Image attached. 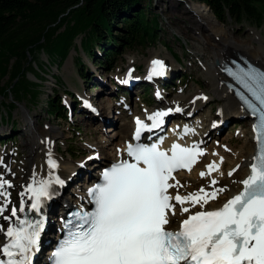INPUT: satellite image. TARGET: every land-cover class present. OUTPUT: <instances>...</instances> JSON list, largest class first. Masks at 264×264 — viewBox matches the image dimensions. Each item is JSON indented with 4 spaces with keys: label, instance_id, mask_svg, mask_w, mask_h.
Masks as SVG:
<instances>
[{
    "label": "snow or ice",
    "instance_id": "obj_1",
    "mask_svg": "<svg viewBox=\"0 0 264 264\" xmlns=\"http://www.w3.org/2000/svg\"><path fill=\"white\" fill-rule=\"evenodd\" d=\"M152 64V75L164 74L163 61L153 60ZM228 71L250 95L251 99L244 92H237L256 119L253 131L257 154L250 165V174L239 181L243 190L222 207L188 215L178 230H171L168 226L170 217L177 214L176 204L181 206L183 215L189 212L183 206L185 203L203 208L226 189L221 187L206 193L201 188L184 196L171 195L169 189L182 186L173 172L190 170L202 153L195 150L196 146L188 148L180 144L172 145L170 155L157 144H128L126 151L134 162L123 160L103 172L102 183L89 190L94 210L78 213L75 221L66 223L67 232L53 253V264H264V71L253 68ZM175 110L181 111L179 107ZM166 115L168 112L150 115L151 127L137 118L134 138L139 141L142 130L159 127ZM50 167L57 165L50 161ZM207 168L210 175L216 170L215 162ZM234 171L228 175L232 176ZM200 175L204 177L206 173ZM55 182L64 183L59 177ZM5 185L12 187L0 176V197L5 198V203L0 205V216L9 220L4 215L11 203ZM49 187V181H40L37 188L29 186L28 191L34 197L33 210L39 211L41 197L51 198ZM24 211L21 203L19 212ZM11 217H17L15 206L11 208ZM18 223L21 227L10 226L6 231L0 226V232L8 238L7 243L0 245V253L7 257L0 259V264H32L34 252L39 251L43 218L18 219Z\"/></svg>",
    "mask_w": 264,
    "mask_h": 264
},
{
    "label": "rangeland",
    "instance_id": "obj_2",
    "mask_svg": "<svg viewBox=\"0 0 264 264\" xmlns=\"http://www.w3.org/2000/svg\"><path fill=\"white\" fill-rule=\"evenodd\" d=\"M150 4L151 7L146 11L147 17L158 16L160 27L156 41L134 50H126L123 54L114 55L109 67L94 63L93 59H88L79 50L85 67L83 68L85 76L83 79L80 77L79 67L75 61L78 53L75 51L70 53L73 49H71L66 60L59 68L56 65H48L47 57L41 54L40 60L47 64V68L44 72L45 74H42L45 77V81L39 90L40 94L36 103L32 104L29 101L18 103L16 108L11 110L12 118L8 119L5 117V123L0 124V165L3 171L5 170L4 173L13 178L19 175L21 162L28 155L26 132L29 128L26 127V123L30 121V123H34L39 128L60 130L62 136H52V133L49 132V137H46V139H51V141L47 140L51 142V149L56 148L63 159L79 166L82 164L81 169L85 172L90 171L96 176L97 170L101 167L100 164L95 167L98 163L96 161L103 163L101 165L104 167L107 165L103 160L104 154L102 151L110 154L109 151L114 149L107 147L109 142L111 143L112 141L110 135L113 132L111 131H121L123 126L130 128L131 116L137 111L141 112L144 110V103L151 104V106L155 105L154 107H156L158 103L155 98L158 95V102L160 101L161 104H164L171 102L175 98H189L197 91L205 93L204 97L207 99L197 100V102L195 100L193 101L194 104L191 102L192 107H190L189 112L185 111V116H189L190 120L192 119L198 124L199 128L201 127L200 130H197L203 133V137L204 132L210 130L207 132L209 136L204 140V145L201 147L202 149L207 148L210 150L212 155L216 154L214 149L222 151L223 160H225L223 174L226 173L227 168L232 167L231 165L227 167L226 162L233 160L231 156L234 152L241 151V148L248 141V132L245 128L246 119L243 116L230 118L226 121L224 128L221 129H218L216 127L218 123L215 124L216 121L214 122L216 118L221 116L219 113V109H221L220 103L207 86L206 77L203 74L205 72L202 66L203 58L194 51L198 39L204 34L208 35L207 30L201 31L204 25L200 22V16L203 12L208 11V8L206 9L205 6L200 5L196 0H152ZM212 16L215 18L213 14ZM222 24L234 38L244 42L252 41L254 45H257L258 42L264 45V25L259 28L250 24L239 26L231 22ZM79 41L80 38L76 40L77 45L80 43ZM158 52L161 60L165 58V61L168 59L173 61V70H171L169 65L168 70H171L169 73L170 78L169 80L167 79L166 83H162L163 86L160 84L162 81L154 82L150 80L153 91L148 97L143 90L144 83L147 82L143 76L148 77V65L146 63L151 56L158 54ZM222 53L224 54L223 49ZM232 55L235 57L234 54ZM212 65L217 69L216 60ZM129 66H133L135 70L131 75L127 74V67ZM125 74L127 75L124 77ZM54 77H59L62 84L57 85ZM130 77L139 80L135 81L136 86L134 89L128 90L127 84L129 85L132 82ZM29 78L34 80L31 74H29ZM102 87H105L106 90H103ZM55 90L61 97H64V92L75 93L76 97L79 95L81 102L88 98V102L95 108L105 109L106 115L104 114V116L107 120L104 123L105 126L101 124L102 122L91 121L89 113H86V115L81 113L83 111L82 106L81 111H76V108L74 110V107L71 109L72 103L64 104L65 107L70 109L68 121L48 119L45 113V105L48 97ZM71 95H67V97L73 99L74 97ZM173 103L175 102L173 101ZM23 109L28 112V120L24 118ZM3 115L5 116L6 113ZM180 119L184 118L180 117ZM171 123H166V125L170 126ZM129 131L128 129L126 134L121 135L126 137ZM40 142L42 143V140ZM116 152L119 154L118 149ZM89 156H99V158L97 160L88 159ZM60 171L62 172L63 170L61 169ZM227 178H230V176L227 175ZM73 181L68 184L63 181L66 183V186H63V188L66 187L64 196L69 195V198H65V201H68L69 204L73 203L79 197L81 190L85 188V185L83 187L85 181L84 173ZM11 195L16 198L18 189L13 187ZM62 203L63 201L58 203V205L61 207ZM53 213L56 212L53 211ZM8 215H10V212H8ZM54 218L56 216L49 218L50 222L48 225H53ZM42 255H44L43 249Z\"/></svg>",
    "mask_w": 264,
    "mask_h": 264
},
{
    "label": "trees",
    "instance_id": "obj_3",
    "mask_svg": "<svg viewBox=\"0 0 264 264\" xmlns=\"http://www.w3.org/2000/svg\"><path fill=\"white\" fill-rule=\"evenodd\" d=\"M151 1L0 0V124L5 117L12 118L11 110L18 103H36L46 65L59 68L71 49L78 53L75 61L83 79L79 50L94 63L109 67L114 55L154 43L160 27L158 16L147 17ZM196 1L209 7L220 24L264 25V0ZM41 54L47 64L40 60ZM54 80L62 84L59 77ZM143 90L150 97L152 88L145 85ZM45 113L48 119L68 121L69 111L56 90L46 101Z\"/></svg>",
    "mask_w": 264,
    "mask_h": 264
},
{
    "label": "bare ground",
    "instance_id": "obj_4",
    "mask_svg": "<svg viewBox=\"0 0 264 264\" xmlns=\"http://www.w3.org/2000/svg\"><path fill=\"white\" fill-rule=\"evenodd\" d=\"M200 22L204 25V28L201 31L207 30L208 35L204 34L205 36L203 35L198 39L194 51L202 56L203 58L202 66L205 70L203 74L206 77L205 79L207 81V86L208 88H210L211 93H213L218 98L220 103L221 109H219L220 111L219 113L221 114V116H219L218 118H216V120H214V122L216 121L215 124L218 123L216 127L218 129L224 128L226 121L229 120L230 118L243 116L246 119L245 128L248 132V136H247L248 141L241 148L240 152H234V154L231 156L233 160L229 161L228 163L226 162L227 167L230 165L232 167L227 168L225 174H223L224 172L223 169L225 168V160L223 159L221 160V158H223L222 151L218 149H214L216 150V154L212 155L210 150L204 148L200 151V153L202 154L198 156L195 167L191 168L186 173H178L174 175L176 180H178L180 182V185L182 186H177V188L170 189L169 194L171 195H175L178 193L181 196H184L190 192H197L201 188H203L206 193H211L221 187L225 188L226 191H224L223 193H218L216 199L209 200V203L205 205L203 208H201L200 205L193 206L190 203H185L183 206L188 207L189 212L184 213L183 215L180 214L181 206L179 204H176V202L173 200L172 203L176 204L177 214L175 216L170 217L171 223L168 227L171 230H178L180 227V222L183 219L187 218L188 215L193 214L196 211L215 210L219 207H222V205L226 203L228 199H231L233 196L238 194V192L242 188V184L239 183V181H242L248 176L249 168L252 162V158L254 155V148H255V142L253 140V132L251 130V126L253 125L252 124L253 120L249 119L245 115L244 111L239 106L238 102L234 99L232 93L225 86V82H226L225 77L223 76L219 68L217 67V69H215L212 64L216 60L222 65V63L226 62L229 58L233 57L232 54L234 55L241 54L242 56L250 60L252 63H254L255 65H257L258 67L264 70V45L261 44L260 42H258L257 45H254L252 41L244 42L234 38V36H232L229 33V31H227L225 27H223L222 24L215 21L212 14L208 11L202 13V15L200 16ZM222 49L224 50L225 56L222 53ZM159 57H160L159 52L158 54H154V56H151L146 63L148 65V68L151 66L152 60H161V58ZM161 61L165 63V73L163 77L159 76L156 77L155 79L154 76H152V74L150 73L149 69L147 70L148 77L151 78L150 80L154 82L162 81L160 82V84L165 83L169 80L170 78L169 73L171 70H173V64H172L173 61H171V59L165 61L164 58V60ZM169 65L171 67V70L170 69L168 70ZM126 75L127 74H125L124 77ZM134 79L135 81L139 80L137 78ZM102 89L106 90L105 87H102ZM204 96L205 93H203L202 91H197L189 98L188 97L175 98L171 102L168 103L166 102L164 104H161L159 101L157 106L154 108V111L152 113H146L145 115H142V118L144 119L147 115L153 114L155 112L167 111L169 115L166 118H164V120H167L169 118H176L177 116L183 117L185 124H189L193 128L195 126V130L197 129L200 130L201 127L199 128L197 126L198 124L195 121H193L192 119L191 121L189 119V116L187 115L185 116V111L186 112L190 111L189 109L190 107H192L191 102L193 103V101L195 100L196 102L197 100L199 101L206 100L204 99ZM77 98L79 100V104H77V107L81 111V106H82L83 111H81V113L85 112L86 110L84 108L83 102H81L79 95L77 96ZM173 101L175 103H173ZM178 107L181 109V111L175 112V109ZM96 111L97 114H92L87 111L86 113L87 114L89 113L91 121H96L99 123L102 122L101 124L103 125L105 122H107L106 117L104 116V114L106 115L105 109H101V112H98L97 109ZM23 115L25 116L24 117L25 119L28 118L27 117L28 112L25 109H23ZM103 126H105V124ZM26 127L29 128L28 131L26 132V138L28 140L26 144L28 148L27 149L28 155L21 162V167H20L21 169L19 171V175L16 177L14 176L15 178L11 177L10 175H7L6 173H4L5 170L3 171L0 165V176H2L3 179L8 180L12 184L11 188H8L7 185H5V190L6 193L8 194L7 199L11 201V203L8 204L7 211L11 212V208L13 206L17 208L19 203L25 200H29V201L32 200L33 198L32 193L28 191L30 185L33 188H37L40 186V181H49L51 185L49 190V192L52 194L51 198L46 199L41 197V202L44 203L43 207L45 208L46 206L45 210L47 213L48 223H49L50 222L49 218L51 216L57 217L56 213L52 214L53 211L57 212L63 210V207L62 206L60 207L58 203L63 201V203H65L68 207H73L74 204L76 206L77 203H81V200H84V197H86L87 193L89 192L90 189L89 185L93 184L96 178L93 175V173H91L90 171L85 172L83 169H81L82 164L79 166L71 161H66L65 159H63V157L59 155L58 152L59 150H57L56 148L51 149V142H49L51 141V139H46V137H49V132L52 133L51 134L52 136L54 135L62 136L60 130L39 128L38 126H35L34 123H30V121L26 123ZM131 128L132 127L129 128L128 126H123L121 131H116V132H114V130L111 131L113 132L110 135V139H112V141L111 143L109 142V145L107 147H112L114 149L113 151H109L110 154L109 153L107 154V152L102 151L104 154L103 160L104 162L107 163L105 167L113 164V162L121 161L126 158L124 144L127 141V139H129L130 135L128 134L126 137H123L121 134H126L128 129L131 131ZM199 130L197 135L191 137V142H197L199 145L200 144L204 145V140L207 139V137L209 136L207 132L210 130L205 131L206 135L204 132V137H203V133H200ZM181 131L182 128H179L177 131V136L181 135ZM41 140L42 143L40 142ZM117 149L119 154L116 152ZM50 161H54L57 167L55 168L50 167ZM213 162H215V164L220 165V168L219 170L214 171L210 176H208L207 165L212 164ZM96 163L97 164L95 167H97L100 164L101 167L97 171L101 172V170L105 168L104 166H102L103 163H99V161H96ZM237 165H239V168H237ZM61 169L63 170L62 172L60 171ZM233 169H236V171L233 172V175L230 176V178H227L229 171H232ZM201 172H205L206 175L204 177H201L200 175ZM83 173L85 176L83 187L85 185V188L81 190V192L79 193V197L76 198L73 201V203L69 204L68 201H65V198H69V195L64 196V193L66 192V187H64L65 188L64 189L63 186H66V183L68 184L74 182L73 180L79 177V175L82 176ZM57 177H59V179L62 181H66V183H63V185L56 183L55 181ZM176 180H169V183L175 184ZM213 180L217 181V183L214 185L211 183ZM13 187L18 189V195L16 196V198H13L11 195V189ZM4 203H5V198L0 197V205ZM4 215L8 216L6 211ZM9 217H10L9 220H4L3 217L0 216V226H2L5 231L7 230L8 226L13 222V218L11 216ZM54 219L56 220V218ZM48 223L45 232H43L42 246H46V244L50 242L51 233L52 231L56 230L55 224L48 225ZM3 239H4L3 232H0V242ZM56 239L57 237H55V240Z\"/></svg>",
    "mask_w": 264,
    "mask_h": 264
},
{
    "label": "water",
    "instance_id": "obj_5",
    "mask_svg": "<svg viewBox=\"0 0 264 264\" xmlns=\"http://www.w3.org/2000/svg\"><path fill=\"white\" fill-rule=\"evenodd\" d=\"M205 6H206V5H205ZM207 8H208V10H210L209 7H207ZM79 42H80V41H79ZM72 52H74V50H72L70 53H72ZM68 55H69V54H68Z\"/></svg>",
    "mask_w": 264,
    "mask_h": 264
}]
</instances>
